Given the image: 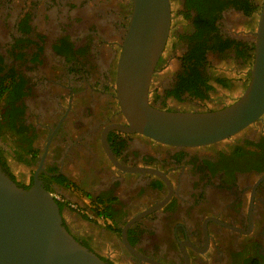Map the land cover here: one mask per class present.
<instances>
[{"label":"flooded vegetation","instance_id":"flooded-vegetation-1","mask_svg":"<svg viewBox=\"0 0 264 264\" xmlns=\"http://www.w3.org/2000/svg\"><path fill=\"white\" fill-rule=\"evenodd\" d=\"M189 1L200 9L169 0L148 84L158 109L221 108L250 78L263 0H226L222 10ZM132 12V0H0V168L25 189L105 210L109 241L65 204L61 216L111 264H264V114L203 146L124 132L117 83ZM222 56L241 63L239 81L215 65ZM190 66L199 74L188 83ZM214 84L240 92L211 102Z\"/></svg>","mask_w":264,"mask_h":264},{"label":"water","instance_id":"water-1","mask_svg":"<svg viewBox=\"0 0 264 264\" xmlns=\"http://www.w3.org/2000/svg\"><path fill=\"white\" fill-rule=\"evenodd\" d=\"M117 83L126 133L181 147L203 146L237 134L264 114V0L250 78L242 94L221 108L163 110L148 103V84L170 24L169 0H132ZM125 243L126 239L124 240ZM0 264H111L77 240L51 193L25 189L0 168Z\"/></svg>","mask_w":264,"mask_h":264},{"label":"rangeland","instance_id":"rangeland-1","mask_svg":"<svg viewBox=\"0 0 264 264\" xmlns=\"http://www.w3.org/2000/svg\"><path fill=\"white\" fill-rule=\"evenodd\" d=\"M224 56H226V55H224ZM224 56H222V59L220 58V61L216 62L215 65L220 66L221 70L227 71V73H225V74L229 78H225V79H227L228 81H231V80L239 81L240 80V74L236 73V72L240 68L241 63L239 61H235L233 59V57H231V56H229L228 59H224L225 58ZM210 69H211V73L213 75L215 73H217L216 70H218V68L211 67ZM212 70H214V71H212ZM234 85H235V83H234ZM233 89H234V87L229 86L225 90L224 88H222V86H220L218 84H214V91L211 92V97H212L211 102L226 103L230 96L238 93V91H239V87H236V89L234 91H231ZM181 107L198 108V107H196V105H190L189 103L182 104ZM198 111H203V110H198ZM76 213L77 212L74 211V214H76ZM91 221H92V223L80 220L78 225L80 227H82L89 234H92L95 237H98L99 240L109 241L111 236L109 234H107L106 231L102 230L106 226V223H102V222H99L97 220H91Z\"/></svg>","mask_w":264,"mask_h":264},{"label":"trees","instance_id":"trees-1","mask_svg":"<svg viewBox=\"0 0 264 264\" xmlns=\"http://www.w3.org/2000/svg\"><path fill=\"white\" fill-rule=\"evenodd\" d=\"M185 1H186L187 5L189 7H195L196 9H200V6H197V5L195 6L194 4H191L189 0H185ZM202 2L207 3V4H210V5H212V7L217 8V9H220V10H222L223 8H225V6L227 5V1L226 0H202ZM250 10H251L250 7H248L245 10V12L246 13H249ZM232 42H234V41H230V42L227 41V42L224 43V46H229ZM201 57H202L201 56V53L197 57L192 56V58L193 59H196L197 62L200 60ZM189 59H191V58H187L185 60L188 61ZM188 72L190 74H192V76H186V80H188V83L191 82V81H193L194 79H195L194 81H196L197 78H198V74H199L198 70L195 69L193 66H190ZM194 74H195V76H194ZM184 77L185 76H182L181 79H183ZM206 87H207V89H210L211 88L210 86H206ZM191 88H192L191 86H188V89L189 90ZM196 94L202 96V98L204 97V94L200 90H198ZM0 95H1V92H0ZM56 202L58 204L59 210L61 211L62 208L65 206L64 203L59 202L57 200H56ZM94 210H95L94 212L96 214H102L104 216H108L107 213H106V211L103 210V209H101V208H99V207H96ZM83 216H84L85 219H88V217L86 215H83ZM88 220H90V219H88Z\"/></svg>","mask_w":264,"mask_h":264},{"label":"built area","instance_id":"built-area-1","mask_svg":"<svg viewBox=\"0 0 264 264\" xmlns=\"http://www.w3.org/2000/svg\"><path fill=\"white\" fill-rule=\"evenodd\" d=\"M56 199L61 200L65 205L72 208L77 213H79L81 215H86L88 217V219H90V220H97L99 222L107 224V217L102 215V214H96L94 212L95 210L91 209V207H88V205L82 206V205L77 204L74 201H68V200L62 199V197H60V195H55V200Z\"/></svg>","mask_w":264,"mask_h":264}]
</instances>
